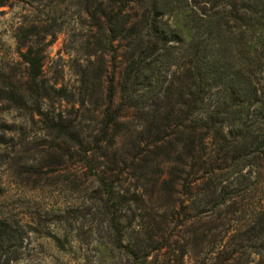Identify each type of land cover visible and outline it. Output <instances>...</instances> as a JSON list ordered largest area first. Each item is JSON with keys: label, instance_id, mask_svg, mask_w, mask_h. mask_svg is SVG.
Returning a JSON list of instances; mask_svg holds the SVG:
<instances>
[{"label": "rangeland", "instance_id": "obj_1", "mask_svg": "<svg viewBox=\"0 0 264 264\" xmlns=\"http://www.w3.org/2000/svg\"><path fill=\"white\" fill-rule=\"evenodd\" d=\"M84 4L0 0V77L24 80L20 54L40 47L42 78L60 89H49L42 114L0 101V220L8 228L3 236L0 231V264H260L259 255L240 247L249 244L251 210L264 206V176L238 204H219L204 190L206 177L197 179L204 171L193 175L180 163L152 157L130 166L107 149L101 168L113 169V176L122 170L115 182L124 200L122 244L138 259L115 247L78 147L69 143L67 152L48 127L50 117L72 122L87 141L101 126L113 63L93 44ZM121 67L118 56L117 76ZM120 154L129 158L127 151ZM53 234L66 239L65 249Z\"/></svg>", "mask_w": 264, "mask_h": 264}, {"label": "trees", "instance_id": "obj_2", "mask_svg": "<svg viewBox=\"0 0 264 264\" xmlns=\"http://www.w3.org/2000/svg\"><path fill=\"white\" fill-rule=\"evenodd\" d=\"M82 1L93 44L113 63L101 126L87 141L72 122L50 117L48 127L67 152L69 143L78 147L115 247L138 259L122 244L124 200L115 183L122 170L113 176V169L101 168V157L109 149L130 166L145 157L180 163L182 172L204 171L197 179L206 177L204 190L219 204L246 199L264 176V0ZM42 51L30 46L21 52L24 80L0 77L1 102L42 114L49 89L60 91L42 78ZM122 151L128 159L120 158ZM251 211L249 244L240 249L249 248L264 264V206ZM7 229L0 220L2 236ZM52 238L65 249L66 239Z\"/></svg>", "mask_w": 264, "mask_h": 264}]
</instances>
